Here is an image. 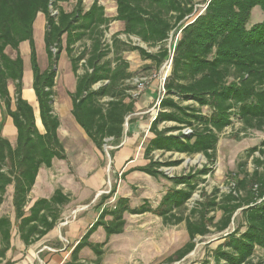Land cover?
Returning <instances> with one entry per match:
<instances>
[{
	"label": "trees",
	"instance_id": "trees-1",
	"mask_svg": "<svg viewBox=\"0 0 264 264\" xmlns=\"http://www.w3.org/2000/svg\"><path fill=\"white\" fill-rule=\"evenodd\" d=\"M60 0H0V206L8 186H12V207L17 235L24 247L36 243L51 232L60 220L62 208L70 197L55 189L49 198H39L25 211L29 193L41 167L49 169L53 160L66 159L57 131L59 119L53 100L56 66L60 53L66 54L75 76L70 114L95 148L102 152L107 142L115 149L124 135V124L135 111V99L126 83L133 74L124 52H136L142 61L159 68L170 60L164 78L163 95L149 126L153 136L144 147L147 164L131 171L172 183L156 207L143 202L130 207L120 197L112 208L101 211L98 219L83 234L63 264H86L79 258L88 248L100 264L105 243H92L90 237L99 227L106 239L123 232L124 214H151L166 225L185 223L188 241L170 261L183 259L195 247L197 237L220 234L218 244L201 264H264V140L246 152L252 157L253 170L237 164L233 186L226 194L201 192L197 202L184 216L185 204L197 190L198 182L211 171L203 166L168 178L160 169L175 167L180 160L161 162L153 155H202L208 163L215 160L218 135L235 120L240 132L264 128V0H202L204 8L196 13L194 0H112L116 15L105 16L104 7L93 0L87 10L76 0L70 12L57 5ZM259 8L260 22L248 26L251 12ZM52 11H56L52 15ZM41 13L45 19L43 35L47 68L41 71L36 57L33 24ZM123 24L110 42L104 39L111 22ZM176 37L165 46L170 34ZM135 37L155 52L126 43L119 38ZM27 42L32 73V91L43 129L35 124L32 106L22 96L23 61L19 46ZM82 42L75 55L74 47ZM14 52L11 58L6 54ZM109 55L112 58H109ZM82 62V63H81ZM79 65L82 73L78 74ZM145 69H151L146 67ZM14 84L10 95L8 82ZM206 110V112H204ZM16 130L15 144L1 135L5 118ZM171 124V126H164ZM190 130L188 135L184 130ZM258 153V157H254ZM220 211L215 222L210 215ZM239 216V222L230 225ZM109 217V220H105ZM12 224L0 217V260L10 250ZM90 264V263H88Z\"/></svg>",
	"mask_w": 264,
	"mask_h": 264
},
{
	"label": "rangeland",
	"instance_id": "rangeland-1",
	"mask_svg": "<svg viewBox=\"0 0 264 264\" xmlns=\"http://www.w3.org/2000/svg\"><path fill=\"white\" fill-rule=\"evenodd\" d=\"M92 1L83 0V9L87 10ZM194 2L196 13H199L203 9L202 0H194ZM98 3L104 7L106 17L112 18L115 15V5L111 0H98ZM75 4L76 0H60L57 3L66 12H70ZM262 18L261 10L254 8L248 26L260 22ZM42 23V17L35 22L33 39L38 66L41 71H44L47 68V60ZM122 29L121 22H111L104 35L105 41L109 43L111 36L114 33H120ZM176 37H173L172 32L165 46L170 48ZM119 38L126 43L138 45L148 52L157 50L156 47H148L135 37L127 38L120 35ZM82 46V42L75 45V55L81 51ZM19 51L23 61L22 96L30 101L33 98V91L28 43H21ZM6 54L11 58L14 57V52L9 48L6 49ZM123 57L128 61L130 72L133 74L131 81L126 83L132 88L129 94L139 104V110L126 118L123 138L111 159L109 152L115 148L110 145V142L103 146L102 152L96 150L69 114L68 94L74 90L75 76L71 72L66 54L60 53L56 66L53 101L55 102L54 113L60 122L59 139L66 149L67 157L64 161H55L49 170L41 169L37 185L33 193L29 195L25 211L36 199L48 198L55 189H61L65 195H68L70 202L62 208L60 220L49 234L31 246L24 247L14 225L12 203L9 195H6L0 206V217L6 216L11 221V248L5 258L0 260V264H63L69 260L70 252L85 231L95 223L101 211L112 208L118 198L128 199L130 207H137L144 201L156 207L164 193L172 187L168 179L162 177L154 179L142 172L131 171L147 164L141 154L142 147L148 140L145 126L157 112V102L163 95L161 88L163 79L169 72L168 60L156 69L153 65L144 63L136 52H126ZM109 58L112 56L109 55ZM146 67H151V69H145ZM77 73H82L80 65ZM8 90L13 97L14 84L10 81ZM145 93H150L148 99ZM32 106L36 109L35 101H32ZM39 122L37 118V126L39 125L38 128L42 131ZM240 128V124L234 120L232 126L218 135L216 157L211 163H208L202 155L190 157L179 154L155 153L153 155L154 160L161 162L180 160L178 166L160 169L168 178L186 174L192 168L201 169L206 166L210 169L211 172L201 178L203 181L198 182L197 190L185 204L184 216L197 202L202 201L201 192L210 194L213 189H217L218 195L228 193L233 186L232 179L234 173L237 172L239 162L246 163L248 172L253 170L252 157H246V152L251 148L259 147L264 140V128L262 131L247 132H240ZM12 130L13 128L4 131V127L2 130V135L9 141H12ZM133 136L137 137L138 141L133 146L132 153L127 152L126 155L120 153ZM253 156L258 157L259 155L254 153ZM262 159L264 160V156ZM210 215L214 216L216 222L221 213L215 211ZM109 219V217L105 218V220ZM124 220L125 225L121 234L112 235L106 239L103 228L99 227L91 235L92 243H105L100 264H201L209 251L214 249L219 242L220 234L212 233L206 237H197L194 240L193 251L183 259L172 262L169 258H172V255L188 241L184 222L178 225H166L159 217L151 214L129 215L127 213L124 214ZM238 222L239 216H236L230 225V230ZM79 258L81 262L91 264L95 260V255L85 248L80 252Z\"/></svg>",
	"mask_w": 264,
	"mask_h": 264
},
{
	"label": "crops",
	"instance_id": "crops-1",
	"mask_svg": "<svg viewBox=\"0 0 264 264\" xmlns=\"http://www.w3.org/2000/svg\"><path fill=\"white\" fill-rule=\"evenodd\" d=\"M112 1V0H111ZM93 2V1H92ZM112 3L115 5V2L114 1H112ZM115 15H116V5H115ZM114 15V16H115ZM113 16V17H114ZM42 17V19H43V23H42V26H43V30L45 31V19H44V16L41 14V13H39L37 16H36V19H35V21H34V24H33V28H34V25H35V22L37 21V19H39V18H41ZM123 25V24H122ZM19 48H20V46H19ZM63 53H64V51H62ZM124 53H126V52H124ZM123 53V54H124ZM65 54V53H64ZM125 60H126V58L125 57H123ZM140 58V57H139ZM144 63H149L150 64V62L149 61H143ZM69 66H70V63H69ZM129 71H130V67H129ZM169 73V72H168ZM168 75V74H167ZM150 94V93H149ZM149 94H146L145 93V95H146V97H147V99L149 98ZM24 98V97H23ZM25 99V98H24ZM26 100V99H25ZM31 106H32V101H35V97H34V94H33V98H31V100L30 101H28V100H26ZM36 102V101H35ZM54 104H55V102H53V109H55L54 108ZM135 111H134V113L133 114H135V113H137V111L139 110V104L137 103V101H135ZM32 108H33V110H34V115H35V124H36V126H37V123H36V119L38 118L39 119V117H38V110H37V103H36V109H34V107L32 106ZM68 108H69V114H70V110H71V101H70V98H69V100H68ZM157 113V112H156ZM156 113H155V115L153 116V118L147 123V125L145 126L146 127V137L148 138V140H147V142H146V144L148 143V141L153 137L151 134H150V132H149V126H150V123H151V121L154 119V117L156 116ZM132 114V115H133ZM72 117V116H71ZM72 120H73V118H72ZM40 121V120H39ZM74 121V120H73ZM75 123V122H74ZM41 124V123H40ZM76 124V123H75ZM5 126H3L4 127V131L5 130H7V131H9V130H11L12 128H13V130H12V141L10 142L7 138V140L10 142V144L12 145V146H14V144H15V139H16V130H15V128L13 127V125H12V121H11V119L9 118V117H7V119H6V121H5V124H4ZM77 125V124H76ZM167 125H169V126H171V124H166V125H164V126H167ZM3 127H2V130H3ZM42 127V126H41ZM77 127L82 131V133L85 135V133L83 132V130L77 125ZM37 128H38V126H37ZM59 128H60V126H59ZM59 128H58V131H57V134L59 133ZM2 130H1V135H2ZM38 130H39V128H38ZM40 131V130H39ZM41 133L43 132V129H42V131H40ZM3 136V135H2ZM4 137V136H3ZM58 137H59V134H58ZM85 137H87L86 135H85ZM5 138V137H4ZM88 139V138H87ZM89 140V139H88ZM90 141V140H89ZM138 140H137V137H135V136H133L132 137V139L130 140V142L125 146V148H123L121 151H120V153L122 152V154H127V152H130V154L132 153V148H133V146L135 145V143L137 142ZM12 142H13V144H12ZM91 142V141H90ZM92 143V142H91ZM145 144V145H146ZM93 145V144H92ZM145 145L142 147V152H141V154H142V157H143V160L144 161H146L145 159H144V155H143V152H144V147H145ZM64 147V146H63ZM93 147L95 148V146L93 145ZM96 149V148H95ZM141 149V148H140ZM97 150V149H96ZM64 151H65V155H66V157H67V154H66V149L64 148ZM114 155H115V153H114ZM55 161H60V160H53L52 161V167H53V165H54V162ZM64 161V160H63ZM134 162V161H133ZM133 162H131V164H133ZM147 162V161H146ZM51 167V168H52ZM44 167H41L40 169H39V171H38V174H37V177H36V179H35V183H34V186L32 187V189H31V191H30V193H29V195H31L32 193H33V190H34V188L36 187V185H37V181H38V177H39V173H40V171H41V169H43ZM51 168H49V169H51ZM44 169H46V168H44ZM49 169H47V170H49ZM9 188H10V190H9ZM12 192H13V189H12V186H8L7 187V189H6V193H5V196L6 195H9V199H10V201L12 200ZM54 192V191H53ZM52 192V193H53ZM37 194V193H36ZM52 195V194H51ZM50 195V196H51ZM5 196H4V198H5ZM49 196V197H50ZM48 197V198H49ZM28 199H29V196H28ZM37 200V199H36ZM49 234V233H48Z\"/></svg>",
	"mask_w": 264,
	"mask_h": 264
},
{
	"label": "built area",
	"instance_id": "built-area-1",
	"mask_svg": "<svg viewBox=\"0 0 264 264\" xmlns=\"http://www.w3.org/2000/svg\"><path fill=\"white\" fill-rule=\"evenodd\" d=\"M203 8H204V5H203ZM55 14H56V11H52V15H55ZM168 63L170 65V60H168ZM163 82H164V79H163ZM161 89L163 90V84H162V88ZM158 104H159V100L157 102V106H158ZM189 133H190V130H188V129L183 131V134H185V135H188Z\"/></svg>",
	"mask_w": 264,
	"mask_h": 264
},
{
	"label": "bare ground",
	"instance_id": "bare-ground-1",
	"mask_svg": "<svg viewBox=\"0 0 264 264\" xmlns=\"http://www.w3.org/2000/svg\"><path fill=\"white\" fill-rule=\"evenodd\" d=\"M39 120V119H38ZM40 123V122H39ZM39 126V125H38Z\"/></svg>",
	"mask_w": 264,
	"mask_h": 264
},
{
	"label": "water",
	"instance_id": "water-1",
	"mask_svg": "<svg viewBox=\"0 0 264 264\" xmlns=\"http://www.w3.org/2000/svg\"><path fill=\"white\" fill-rule=\"evenodd\" d=\"M56 69V68H55Z\"/></svg>",
	"mask_w": 264,
	"mask_h": 264
}]
</instances>
